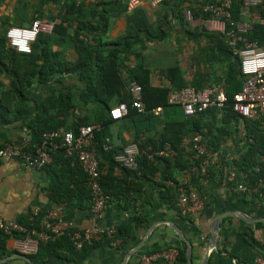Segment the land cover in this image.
<instances>
[{
    "label": "trees",
    "instance_id": "1",
    "mask_svg": "<svg viewBox=\"0 0 264 264\" xmlns=\"http://www.w3.org/2000/svg\"><path fill=\"white\" fill-rule=\"evenodd\" d=\"M208 1L205 0L206 3ZM233 1L229 10L231 21L234 23L248 21L241 15L244 10L242 0ZM205 2H192L195 6L191 9L193 18L211 19L210 14L202 13L201 7ZM61 7V20L53 24L52 34L63 36L67 34V31H73L70 39L78 55L75 62L68 63L59 59V54L49 47L52 42L50 35L39 34L30 45L31 52L21 54L9 46L6 38L7 31H0V126L22 122L21 130L28 131L32 146L39 144L45 133L58 128L71 130L76 136L80 126L95 127L93 145L99 159V185L103 193L109 197L105 208L114 201L122 204V208L127 204L131 216L127 223L115 226L116 234L113 239L102 235L98 240L90 245L84 244L80 249H77L71 240L72 234L76 231L71 227L66 232L46 241L36 239V251L25 254L28 258L35 264H48L57 259L67 264H77L83 262L91 250L99 245L106 244L111 247V242L114 240L120 241L116 247L117 250L121 252L130 250L131 245L128 247L127 243L132 236L133 225L149 223L151 217L156 214L153 194L147 193L148 195L140 201L135 196L142 189L141 180L151 182L154 188L158 187V195L165 206L171 208L181 220L191 223H193L192 217H182L176 207L179 188L193 187L199 195L203 181L220 179L223 167L235 168V183L241 182L243 175L248 184H254L260 179L264 181V127L260 122L243 120L232 111V97L240 91L244 77L238 67V58L232 56L221 34L219 37L224 39L222 49L233 61L226 70V80L228 83L233 81L236 85L238 84V87L236 86L231 92L224 90L228 102L223 109L209 108L193 117H185L179 106L167 103V89L150 86L146 67L140 60L141 47L138 46L141 44H139L138 31L118 41L105 42L102 40L108 30V15L105 9L94 8L93 12H88L83 5H76L74 0H63ZM256 10L264 19V1ZM179 20L181 24H187L182 15ZM87 35H90L91 39H88ZM245 36L249 41H255L260 47H264V25L258 22L253 23L252 29ZM155 38L158 39V37ZM130 57L136 61L137 67L129 68L124 65L125 59ZM65 75L77 77L82 85L79 88L80 93L76 95L68 88L65 92L54 93L45 98L38 107L39 111L30 117L29 103L32 85L35 82L46 83L53 77L60 82ZM163 75L169 80L174 90L187 86L183 71L175 62L163 69ZM131 82H136L141 87L144 105L142 111L132 107V96L128 90ZM120 103H125L128 108V113L123 119L133 124L135 129L133 142L140 151L136 158L135 170L126 169L114 161V154L122 151L124 147H117L111 142L112 150L106 152L101 148L106 138L111 139V125L119 121L109 117V110ZM76 105L80 116L77 117V121L67 124L68 113L75 109ZM157 108L165 109L163 120L153 115ZM161 123L163 128L157 137L141 139L143 131L148 132ZM98 127L100 129L96 131ZM196 133L202 136L203 145L211 153L222 156H220V162L207 167L205 175L199 174L196 170L188 177L185 172H191V168H196L199 163L188 159L187 149L183 143L186 140L189 141ZM228 137H231L234 146L224 149V143ZM22 138L23 136L19 140ZM165 143H169L175 151V155L171 158L156 156L149 159L147 153H143L161 149ZM226 154L229 155L228 159L225 158ZM49 155L51 162L41 170L48 172L49 183L46 191L50 201L56 207L75 203L77 208L90 211L93 197L87 185V176L77 160L67 157L62 148L49 149ZM115 168L119 169V176L113 174ZM160 172L161 178L155 181V177ZM184 173L187 180L179 181V176ZM167 182L170 184L168 185ZM248 198L250 203H264V189L249 195ZM137 201L138 204H136ZM29 217L21 222L25 227L36 233L45 231L49 235V231L42 226V220L34 217L31 221ZM263 226V223H256L254 227L259 230ZM231 233L234 234V230H231ZM9 238L11 237L0 233V258L18 253L16 250H7ZM13 238H22V235L18 234ZM176 246L164 250L143 246L133 257L135 258L133 264H138L136 259L141 254H154L172 248L178 250L175 264H186L185 244L179 241Z\"/></svg>",
    "mask_w": 264,
    "mask_h": 264
},
{
    "label": "crops",
    "instance_id": "2",
    "mask_svg": "<svg viewBox=\"0 0 264 264\" xmlns=\"http://www.w3.org/2000/svg\"><path fill=\"white\" fill-rule=\"evenodd\" d=\"M74 1L76 5H83L85 11L88 12L94 8L106 10L108 30L102 37L105 42H115L138 31L139 44H141L138 46L141 47L140 60L146 67L151 87L167 89L168 93L174 90L169 80L163 75V69L173 62L183 71L186 87L209 86L229 92L234 91L236 86L238 87V84L236 85L233 81L228 83L226 80V70L233 61L230 55L222 49L224 39L219 37L220 33L209 31L206 25L208 20L202 17H195L192 24H181L180 15L184 18L186 9L195 8L191 1L137 0L134 6L129 4V0ZM62 5L63 0H0V31H7L12 27L28 28L34 19L53 24L59 23L62 16ZM72 33L73 31H67V34L63 36L52 34V32L46 34L52 37L49 47L59 54L61 61L68 63L78 59L74 44L70 39ZM87 37L91 39L90 35ZM124 65L129 68L137 67L133 57L125 59ZM80 86L82 87L81 83L74 75H65L60 82L54 77L46 83L35 82L31 87L30 117L39 111L38 107L45 98L54 93L65 92L67 88L77 95L80 93ZM161 109L162 114L158 119L163 120L165 109ZM78 116L80 113L76 105V108L68 113L67 124L77 121ZM21 123L0 126V146L8 142H17L24 135L30 138L27 130H21ZM162 126L163 123L148 132L143 131L141 139L157 137L162 131ZM110 134V141L117 147L135 143L133 142L134 126L123 118L111 125ZM187 142L188 140L183 145ZM224 144V149L234 146L231 137L226 138ZM113 174L119 176V169L115 168ZM161 176L162 173H158L155 181H158ZM182 180H187L185 173L179 176V181ZM222 180L221 175L220 179L202 183L199 197L203 200L204 206L192 217L193 223L181 220L171 208L165 206L158 195V187L154 188L151 182L141 180L142 189L135 196L140 201L148 195L147 193L153 194L156 214L151 217L149 223L133 225L132 236L127 243L128 247L131 245L132 249L145 239L142 247L160 250L175 247L180 240L171 227L173 224L180 228L192 244V264H201L210 244L212 223L218 215L241 211L254 218L264 217V203H250L249 195L236 188L237 183L231 182L222 186ZM48 183L49 176L45 170L27 169L16 158L1 160L0 217L14 223H21L23 219L34 214L37 219L44 220L56 207L48 198L46 191ZM167 184L169 185L170 182ZM243 197L246 198L243 199ZM121 205L116 201L107 205L102 218L94 221L89 210H81L75 206V203L62 204L59 205L61 207L59 217L71 223L72 230H85L94 225L101 228L115 227L127 223L131 216L128 205L125 204L124 208ZM225 219L227 220L223 222ZM261 223L264 224V222ZM254 226L255 224H249L236 215L224 217L220 223L217 244L208 254L207 264H252L257 259L263 258L264 226L259 230H256ZM151 227L153 229L148 235ZM231 230H234V234ZM23 244L22 238H9L7 250L21 252ZM127 252H121L102 244L91 250L89 256L77 264H121ZM135 255L128 262L133 264ZM1 264L26 263L14 259ZM48 264L67 263L57 259Z\"/></svg>",
    "mask_w": 264,
    "mask_h": 264
},
{
    "label": "built area",
    "instance_id": "3",
    "mask_svg": "<svg viewBox=\"0 0 264 264\" xmlns=\"http://www.w3.org/2000/svg\"><path fill=\"white\" fill-rule=\"evenodd\" d=\"M162 1V0H157ZM195 3H202L205 0H190ZM264 0H242L243 11L241 15L246 17L248 21L242 23H234L231 21L230 8L233 0H209L201 7L202 13L211 15V19L207 21L208 29H216L229 47L233 57L238 58V67L244 80L240 91L232 97V111L241 119L260 122L264 127V47H260L257 42L249 41L245 36L252 29L253 23L264 25V19L260 17L256 8L263 3ZM129 4L134 6L137 0H129ZM184 18L188 24L193 21L191 9L184 11ZM230 27V28H227ZM53 31V23L34 19L28 28H9L6 32V38L9 46L21 54H29L31 52V43L39 34H50ZM128 90L132 96V107L142 111L144 105L142 103L141 87L136 82L128 85ZM228 102L227 95L223 89L213 87H193L188 86L180 90H171L167 96L169 105L179 106L185 117H193L206 111L209 108L223 109ZM128 113L125 103L117 104L110 108L109 117L113 120L124 118ZM162 109L157 108L153 115L159 117ZM100 129L99 127L96 131ZM95 127L80 126L75 136L71 130L58 128L49 133H45L39 144L31 145L28 135L17 142H8L0 147V161L4 158H16L27 169L40 170L51 162L49 149L57 150L62 148L67 157H73L77 160L79 166L87 176V185L93 197V205L90 213L94 221L102 218L106 201V196L100 185V170L97 151L93 143ZM187 149L188 159L190 161H198V166L191 168V172H185L189 177L196 170L199 174L205 175L207 167L220 162L218 154L211 153L202 143V136L199 133L193 135L184 145ZM103 151L112 150L109 138L101 145ZM147 153L149 159L154 157L171 158L175 155L169 143H165L161 149L151 150ZM140 154L139 148L135 143L126 145L122 151L114 154V161L122 167L135 170L137 168L136 158ZM227 155V154H226ZM229 158V155L225 157ZM223 180L222 186H226L231 182H235L236 170L234 167L221 168ZM204 180L203 183H207ZM237 183V189L253 195L261 189H264V181L258 180L254 184H248L245 176H241V182ZM176 207L182 217H193L203 208V200L199 197L197 191L193 187L188 189L179 188ZM61 207H55L47 217L42 220V226L45 232L33 231L22 223H14L4 220L0 217V233L13 238L15 235H22L24 241V254H32L36 251L37 240L46 241L52 237H56L60 233L66 232L71 227V223L64 221L59 217ZM35 215L30 216V220H34ZM116 234V227L110 226L101 228L94 225L92 228L85 230H76L71 236V240L77 249L84 244L90 245L93 241L98 240L102 235L108 239H113ZM37 239V240H36ZM120 243L119 240L111 242V247L115 248ZM178 256V250L175 248L154 254H141L137 257L138 264H175ZM252 264H264V258L257 259Z\"/></svg>",
    "mask_w": 264,
    "mask_h": 264
},
{
    "label": "water",
    "instance_id": "4",
    "mask_svg": "<svg viewBox=\"0 0 264 264\" xmlns=\"http://www.w3.org/2000/svg\"><path fill=\"white\" fill-rule=\"evenodd\" d=\"M230 215H236L238 216L240 219H242L243 221L249 223V224H256V223H261L264 222V217L263 218H254L251 217L247 214H245L244 212L241 211H232V212H226V213H222L220 215H218L213 223H212V231H211V236H210V244L209 247L205 253V255L202 258L201 264H207V258H208V254L210 253L211 250H213L217 244L218 238H219V231H220V223L221 220L224 217L230 216ZM171 227L174 231V233L177 235V237L179 238L180 241H182L185 244V257H186V264H192V244L191 242L185 237V235L183 234V232L180 230V228H178L177 226L171 224ZM153 227L150 228V231L148 232V235L150 234V232L152 231ZM147 235V237H148ZM146 237V238H147ZM146 240V239H145ZM145 240H143L142 242L138 243L135 247H133L131 250H129L124 258L121 264H127L128 260L135 255L139 249L142 247V245L144 244ZM21 260L23 262H25L26 264H35L30 258H28L25 254L23 253H14L5 257H2L0 259V264L1 263H5L7 261L10 260Z\"/></svg>",
    "mask_w": 264,
    "mask_h": 264
},
{
    "label": "rangeland",
    "instance_id": "5",
    "mask_svg": "<svg viewBox=\"0 0 264 264\" xmlns=\"http://www.w3.org/2000/svg\"><path fill=\"white\" fill-rule=\"evenodd\" d=\"M194 22V19H193V21L190 23V24H192ZM209 31H217L216 29H208ZM26 244V243H25ZM25 244H23V245H25ZM22 249H24V246H22ZM22 249H21V252H19V253H23L22 252ZM24 254V253H23Z\"/></svg>",
    "mask_w": 264,
    "mask_h": 264
}]
</instances>
